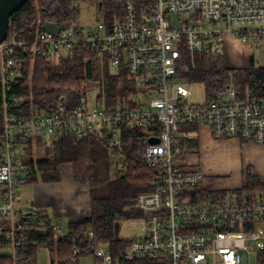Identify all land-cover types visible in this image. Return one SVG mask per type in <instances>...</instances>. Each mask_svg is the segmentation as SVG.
<instances>
[{"label":"built area","instance_id":"obj_1","mask_svg":"<svg viewBox=\"0 0 264 264\" xmlns=\"http://www.w3.org/2000/svg\"><path fill=\"white\" fill-rule=\"evenodd\" d=\"M42 25L31 41L12 33L0 44L4 98L22 77L27 56L51 62L82 51L105 58L112 72L122 71L135 92L108 105L99 100L100 83L90 82L77 99L64 96L51 114L30 118L8 114V105L20 97L3 103L0 249L8 252L9 264H31L28 253L37 244V233L50 228L61 238L64 232L45 207L21 204L27 168L18 159V140L30 135L68 136L72 141L92 137L118 148L126 131L141 149L143 166L156 174L152 189L140 194L134 205L142 236L113 260L106 244L90 232V245L73 247L65 264H78L91 254L98 264H248L251 255L257 260L264 251V189L253 198L220 201L200 196L210 192L206 179L186 166L184 152L198 139L199 126L208 127L215 140L264 145V99L248 90L240 96L228 87L209 102L191 103L178 67L183 52L191 57L218 54L228 38L257 44L264 38V0H124L120 17L98 22L91 32L63 24L64 30L53 37L41 32ZM94 89L96 97L90 95ZM149 139L158 144H149ZM116 169L119 174L126 170L121 164Z\"/></svg>","mask_w":264,"mask_h":264},{"label":"trees","instance_id":"obj_2","mask_svg":"<svg viewBox=\"0 0 264 264\" xmlns=\"http://www.w3.org/2000/svg\"><path fill=\"white\" fill-rule=\"evenodd\" d=\"M88 0H28V2L9 20L8 34L17 33L18 40L31 41L44 23L76 24L79 16L78 3ZM96 10L111 23L122 14L124 0H89ZM39 21V23H37ZM22 68V77L11 86L4 98L0 84V132L2 129L4 104L13 97L20 101L8 106V114L18 118H30L40 114H51L64 96L75 100L82 95L85 85L99 82L101 95L99 100L108 105L125 101L135 91L126 85V76L122 71L114 73L105 58L89 51L73 53L61 57L57 63L38 56L35 60L26 57ZM224 57L220 54H197L191 57L183 52L179 61L178 73L184 85L200 84L204 87L206 101L215 94L232 87L241 96L246 90L259 100L264 99V66L256 67L251 61L247 68L235 70L225 67ZM32 69V78L29 80ZM192 129H195L193 127ZM130 131L123 132L121 145L116 148L108 142L89 137L81 141H72L68 136H29L18 140L21 155L20 163L26 166L24 183H55L59 180V170L64 164L70 165L74 181L79 185H89L90 216L80 221L67 222L63 237H55L50 228L35 235L37 242L29 251L31 264H35L37 252L48 249L52 257L51 264H65L73 247L87 248L88 233H92L98 243L107 246L113 260L133 241H115L114 227L123 220L139 216L134 209L137 197L149 192L155 180V172L143 166L141 149L131 143ZM187 147V148H186ZM186 151L196 150L197 145L189 142ZM44 148V155L34 157L33 150ZM115 170L114 180L109 184L107 196L96 197L93 184L98 177V164ZM125 166V172L119 174L117 166ZM264 189L258 177L248 173L245 185L235 191L201 192L200 196L224 200L253 198ZM128 212V214H127ZM124 247V248H123ZM259 264H264V251L258 254ZM0 264H9L7 255H0Z\"/></svg>","mask_w":264,"mask_h":264},{"label":"crops","instance_id":"obj_3","mask_svg":"<svg viewBox=\"0 0 264 264\" xmlns=\"http://www.w3.org/2000/svg\"><path fill=\"white\" fill-rule=\"evenodd\" d=\"M196 131L198 139L194 143L197 148L184 152V159L186 166L205 177L210 192L239 190L245 185L248 173L264 183V145L241 140H215L206 126H199ZM210 177L217 178L207 181ZM24 185H29V188L24 191L22 199L20 197L21 204L45 207L53 221L64 220L67 223L90 216L89 185H79L74 181L70 165L60 167L59 180L55 183Z\"/></svg>","mask_w":264,"mask_h":264},{"label":"rangeland","instance_id":"obj_4","mask_svg":"<svg viewBox=\"0 0 264 264\" xmlns=\"http://www.w3.org/2000/svg\"><path fill=\"white\" fill-rule=\"evenodd\" d=\"M79 16L77 25L83 28L87 32L94 31L97 27L98 22L105 23V18L99 16L100 14L95 8V5L91 1L79 2ZM65 54V53H63ZM218 54L222 55L225 60V64L229 69H243L247 68L250 62H253V65L256 67L264 66V38L260 39L257 44L248 43L241 44L237 40H229L226 39L224 45H222ZM59 57V56H58ZM58 57L53 58L51 60V64H55L58 62ZM190 93L191 103L199 104L205 101L206 94L204 87L200 84L188 85L185 87ZM90 95L92 97L97 96V89H94ZM34 149V157H39L44 155V148L38 152ZM115 170L111 168V170L105 168L101 162L98 164V177L94 181L93 186V194L96 197L107 196L109 191V184L114 180ZM217 177L207 178V181L216 180ZM29 185L22 186V190L20 192V197L22 199L23 193L27 190ZM23 203V201H22ZM24 204V203H23ZM58 223L61 224L63 231L66 230V221L60 220ZM119 239L123 241H132L135 239H139L142 236L141 231V223L134 219L123 220L119 224ZM124 248V247H123ZM108 251V249H106ZM105 250V251H106ZM8 252L5 249H0V255H7ZM50 252L48 249H41L37 252L36 263L35 264H51L52 257L50 256ZM78 264H98L93 258L92 254L81 257L78 261ZM248 264H257L256 257L254 255L249 256Z\"/></svg>","mask_w":264,"mask_h":264},{"label":"water","instance_id":"obj_5","mask_svg":"<svg viewBox=\"0 0 264 264\" xmlns=\"http://www.w3.org/2000/svg\"><path fill=\"white\" fill-rule=\"evenodd\" d=\"M28 0H0V44H2L8 36L9 20L17 13ZM64 30L63 24L44 23L41 27V32L55 37L60 31ZM149 144H158V140L149 139ZM128 214V212H127ZM119 225L114 227V239L119 241Z\"/></svg>","mask_w":264,"mask_h":264}]
</instances>
